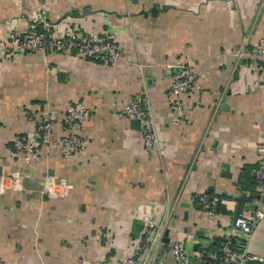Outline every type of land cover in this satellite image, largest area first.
<instances>
[{
	"label": "crops",
	"instance_id": "1",
	"mask_svg": "<svg viewBox=\"0 0 264 264\" xmlns=\"http://www.w3.org/2000/svg\"><path fill=\"white\" fill-rule=\"evenodd\" d=\"M31 26L107 34L122 58L108 65L75 46L23 53L0 46L4 264H119L136 250L147 216L197 264L204 230L260 212L246 247L264 254V192L251 175L264 145V70L254 67L264 68V56L251 57L264 38V0H0V42ZM188 70L196 89L176 110L169 86ZM138 92L154 130L151 148L141 121L120 109ZM73 102L88 107L78 152L62 153L57 121L29 161L15 154L13 139L35 131V116H62ZM205 192L222 207L215 224L196 205ZM160 261L176 264L170 255Z\"/></svg>",
	"mask_w": 264,
	"mask_h": 264
},
{
	"label": "built area",
	"instance_id": "2",
	"mask_svg": "<svg viewBox=\"0 0 264 264\" xmlns=\"http://www.w3.org/2000/svg\"><path fill=\"white\" fill-rule=\"evenodd\" d=\"M248 38H244L243 45L238 50L241 55L245 51ZM12 49L16 53L29 52H67L73 46L78 53L90 59H99L104 64L116 65L122 58L120 43L107 34L96 37H81L71 35H58L49 29L38 30L35 26L15 32L9 36L6 42H0V46ZM264 56V38H260L255 44L251 57L254 60ZM254 67L264 70L261 65ZM196 76L192 70H188L171 80L169 86L172 105L177 110L181 106V97L184 94H192L196 89ZM122 115L128 119H138L142 123V136L145 146L151 148L154 144V130L145 109L143 93L134 94L121 108ZM88 115V107L83 102H73L66 105L62 116L46 113L43 116H35V131L26 137L13 139V149L19 158L29 161L36 152L40 142H50V134L57 121H63L64 134L59 143L62 153L70 155L78 152L84 145L79 134V126ZM259 156L256 167L253 169L256 188L264 192V145L257 147ZM204 218L215 224L219 215L215 210L218 199L205 192L196 197ZM260 212L254 215H237L229 221H220L217 229L204 230L203 241L197 239L199 247L192 254L197 259V264H264V254H254L248 251L246 242L253 229L258 224ZM219 239V249H211V243ZM140 244V245H139ZM136 250L129 249L121 258L119 264H162L160 256L170 255L176 264H192L190 254L185 244L179 240L164 241L162 227H158L153 216H147L141 230V237L136 245ZM137 251H139L137 253ZM0 264H4L0 257Z\"/></svg>",
	"mask_w": 264,
	"mask_h": 264
},
{
	"label": "trees",
	"instance_id": "3",
	"mask_svg": "<svg viewBox=\"0 0 264 264\" xmlns=\"http://www.w3.org/2000/svg\"><path fill=\"white\" fill-rule=\"evenodd\" d=\"M38 30H40L38 27H36ZM257 165V164H256ZM256 167V166H255ZM254 167V168H255ZM253 168V169H254ZM253 169H252V171H251V175H252V178H253V184H255L256 185V181H255V176H254V173H253ZM196 205H197V207L199 208V209H201V205L200 204H198V200H197V202H196ZM220 209H222V207L220 206V205H218V203H217V205H216V207H215V210H216V212L217 213H219L217 210H220ZM219 242H220V240L219 239H216L213 243H212V246H214V248L215 249H213V250H218V248H219ZM212 264H215V262H212Z\"/></svg>",
	"mask_w": 264,
	"mask_h": 264
},
{
	"label": "water",
	"instance_id": "4",
	"mask_svg": "<svg viewBox=\"0 0 264 264\" xmlns=\"http://www.w3.org/2000/svg\"><path fill=\"white\" fill-rule=\"evenodd\" d=\"M132 1H135V0H132Z\"/></svg>",
	"mask_w": 264,
	"mask_h": 264
}]
</instances>
